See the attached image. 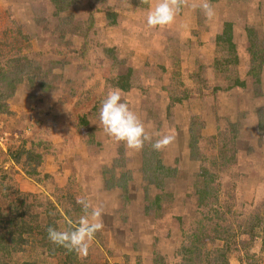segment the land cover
I'll return each instance as SVG.
<instances>
[{
  "label": "rangeland",
  "instance_id": "374dc122",
  "mask_svg": "<svg viewBox=\"0 0 264 264\" xmlns=\"http://www.w3.org/2000/svg\"><path fill=\"white\" fill-rule=\"evenodd\" d=\"M156 3L0 0V234L32 229L4 263L264 264V0H178L150 27ZM117 88L170 145L104 131ZM78 197L102 209L86 255L45 232L83 215Z\"/></svg>",
  "mask_w": 264,
  "mask_h": 264
},
{
  "label": "clouds",
  "instance_id": "9594fccd",
  "mask_svg": "<svg viewBox=\"0 0 264 264\" xmlns=\"http://www.w3.org/2000/svg\"><path fill=\"white\" fill-rule=\"evenodd\" d=\"M204 14L213 15V9L209 3L202 4ZM180 11L178 0H157L154 7H150L146 22L150 27L167 26L174 22ZM99 121L104 131L117 141L125 144L127 149L141 150L145 143L160 151L170 145L174 135L169 131L166 134L157 133L158 138L147 130L144 122L137 113L130 109L126 101L122 100L120 89H111L101 102L99 109ZM76 203L81 206L83 215L77 221H69L65 230L53 227L47 229L48 239L54 244L74 250L86 255L95 234L103 228L100 220L102 209L94 207L87 198H77Z\"/></svg>",
  "mask_w": 264,
  "mask_h": 264
},
{
  "label": "trees",
  "instance_id": "16d2710c",
  "mask_svg": "<svg viewBox=\"0 0 264 264\" xmlns=\"http://www.w3.org/2000/svg\"><path fill=\"white\" fill-rule=\"evenodd\" d=\"M212 2H217L218 0H211ZM217 41L221 43L222 41H225L231 46L234 47V43L232 40V25L227 23L224 28L223 34H221ZM127 77H124L123 79H126ZM257 82H260V79H257ZM122 90H127L126 86L121 87ZM27 155H30L31 152H26ZM30 158V156H29ZM35 172V170H34ZM17 222L14 220L11 222V227L7 234H0V264H8L7 262H3V257H9L14 252H22L24 249L22 248L25 244H29L30 237L24 236V233L31 234L32 229L28 228L23 222L22 225H16ZM47 234V230L45 231ZM48 235V234H47ZM22 246V247H21ZM64 247L60 248L63 249ZM3 262V263H2Z\"/></svg>",
  "mask_w": 264,
  "mask_h": 264
}]
</instances>
